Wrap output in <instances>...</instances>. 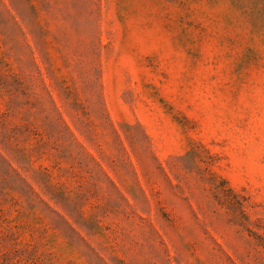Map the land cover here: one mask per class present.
<instances>
[{
	"label": "rangeland",
	"instance_id": "obj_1",
	"mask_svg": "<svg viewBox=\"0 0 264 264\" xmlns=\"http://www.w3.org/2000/svg\"><path fill=\"white\" fill-rule=\"evenodd\" d=\"M0 264H264V0H0Z\"/></svg>",
	"mask_w": 264,
	"mask_h": 264
}]
</instances>
